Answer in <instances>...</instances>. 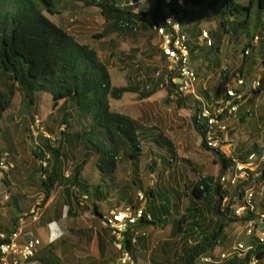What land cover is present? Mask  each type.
I'll return each instance as SVG.
<instances>
[{"label":"trees","instance_id":"16d2710c","mask_svg":"<svg viewBox=\"0 0 264 264\" xmlns=\"http://www.w3.org/2000/svg\"><path fill=\"white\" fill-rule=\"evenodd\" d=\"M70 1H80L85 7L93 6L98 9L102 23L100 30L92 34L94 40L112 35L133 37L141 30L150 29L154 22L163 19V0H154L153 7L146 11H135L131 7H123L118 4L117 0ZM60 2L61 0H0V137L3 123L12 119V114L16 110L13 101L16 95L22 102L24 112L29 119L32 118L31 109L36 104L37 93L50 95L52 105L60 115L59 123L62 128L57 134L56 141H54L55 138L52 141L41 133L38 134L33 147L32 154L38 162L33 175L38 178L37 185L42 193L35 207L41 208L54 189L62 187L60 193L65 196L66 202H69L66 214L73 217L77 212L73 204L79 209L88 210L87 207L79 206L78 195H83L82 192L90 194L95 201L104 199L103 197L107 194L100 184L92 187L82 182L81 175L90 157L95 156V166L100 177L101 174L109 176V181H113L120 159L129 160L134 169L133 174H137L136 168L143 150L140 137H144L150 130L143 129L141 123L131 116L113 111L110 100H118L126 92L136 93L139 99H147L155 93L156 89L145 90L137 84L114 86L111 82L109 68L99 57L97 51L88 44L79 42L74 35L49 18V16L60 14L58 7ZM181 12V30L190 35L192 33L186 26L196 28L204 18L215 20L216 24L215 29L210 31L212 42L209 45L199 46L198 43H191L188 40L191 59H204L209 55H217L221 51L222 37H228L230 40L243 44L241 58L244 63L248 61L254 63L253 58L258 54L264 64V33L257 30L261 19L264 18V0H205V5L202 7L203 13L197 24L192 23L195 14L188 20L186 9H182ZM252 13H256L257 22L255 31L251 33L249 26ZM197 33L195 38H198L201 31L198 35ZM126 58H129V55L120 53V62H124ZM239 74L244 75L242 70H239ZM221 77L225 78V75ZM178 78L177 72L167 71L166 74L160 75L157 84H161L165 91L163 103L165 105L174 104L175 107L181 109L188 104L191 94H182L179 90ZM261 79L263 82L264 74ZM240 91L241 89L237 90V92ZM203 95L202 100L207 103L217 100L212 98L206 90ZM221 96L227 98L226 92L224 91ZM239 102L240 100L235 101L238 104ZM200 106L201 102L195 99L192 125L202 139V146L216 155L219 169L217 175H201L196 172L198 178L195 182H191L190 185L184 182L185 191L182 194H176L174 211H178L180 201L185 196L193 203L188 214L194 217L201 211L211 218V227L197 233L192 239L193 243L190 240L182 252L170 257L167 264H196L202 256L215 257L217 248L225 239V229L230 223H244L249 219L257 220L260 214L263 215L264 222V196L258 198L259 200L255 198L253 210L247 211L240 217H237L231 209L232 206L241 203L247 186L264 184V165L256 170L259 173L258 176L248 171L247 177L234 185L221 182L222 176L228 170L234 168L237 162H246L251 153L257 154L260 160H264L261 159L264 147L253 143L245 153L240 151L237 154L238 157L231 151L220 148L221 143L215 148L209 147L205 140L207 125L200 116ZM251 114L250 111L240 110L238 125L246 124V116ZM218 119L222 120L223 116H219ZM253 129L257 130V134L262 135L261 140L264 146V130L260 131L255 126ZM52 134L54 132L48 131L49 136H53ZM154 134L155 144H158L166 153V155H160V166L163 170L170 172L172 171L170 166L176 162V150L173 144L163 137L161 131ZM218 135L222 137L221 133ZM4 149L0 145V158ZM75 153L79 154V160L74 164L70 174L65 175V163L68 157L73 158ZM138 182L141 183V180L138 179ZM143 193V197L146 198L144 215L131 229L124 232L122 247L119 251L121 255L123 252L130 254L137 249L140 236L136 235L134 241L132 239L135 232H138L142 226L164 227L168 222L167 217L173 211L171 197L163 195V200L168 203L166 206L164 203L160 206L156 203L158 199L153 187H148ZM124 198L127 205L141 206V203L132 199L129 194ZM95 201L92 202L89 211L102 218L104 213H101ZM9 202L10 200L8 204ZM164 209H166L165 214L162 213ZM25 210L27 209L20 205L17 207L18 212ZM145 213L150 214V219H146ZM188 214L183 213L180 218H175L171 226V233L174 236L180 234L187 223L186 230L189 231L191 230L190 223L197 224L195 218L185 223L184 219ZM13 219L11 227L0 228V230L6 233L15 230L18 218L14 215ZM181 236L184 237V233ZM250 238L249 243L252 249L248 250L244 257H228L219 264H251L252 261L254 264H262L264 262V240L260 241L254 236ZM109 242L111 243L110 236ZM48 253L52 255L40 256L43 264H50L51 257H54L53 251ZM33 259L34 257L29 261Z\"/></svg>","mask_w":264,"mask_h":264},{"label":"rangeland","instance_id":"374dc122","mask_svg":"<svg viewBox=\"0 0 264 264\" xmlns=\"http://www.w3.org/2000/svg\"><path fill=\"white\" fill-rule=\"evenodd\" d=\"M117 2L118 4L121 3L120 0H117ZM148 4L150 5L147 2L137 7L136 10L146 11L148 10ZM186 4L185 2L183 3L184 9L187 7ZM58 7L60 14L49 16V18L74 35L79 42L90 45L98 52L100 58L109 68L111 82L114 86L137 84L145 90L151 89L152 87H146L145 83L142 86V81L147 74H153L150 76L157 80L161 74L164 75L168 71L169 63L167 60L156 59L155 55H152L149 51L148 46L157 40L156 34L151 31V28L141 30L133 37L131 35H124L123 37L112 35L113 40L109 44L108 37L100 40L92 39V34L100 30L102 23V18L96 7H85L80 1L70 0H61ZM188 8L192 9L194 7L189 4ZM256 22V13H252L249 26L251 33L255 31ZM215 27V20L204 18L198 39H193V36L187 32L184 33L191 43L194 40L195 43H198L197 45L205 46L212 42L210 40V31L214 30ZM257 30L264 33V18L261 19ZM203 31L207 32V37H202ZM242 45L230 40L228 37H222L221 51L217 55H209L208 58L204 59L190 58L197 77L195 94L200 99H204V89L213 92V94L216 92L223 95L224 91H226L224 89L234 87L237 79L243 78L246 82V86L242 88L245 91L243 94L244 98L240 100L236 114L226 116L220 122L224 126L221 133L220 148L228 152L231 151L236 157H238L237 154L240 151L248 150L253 143L259 144L262 148L264 147L261 140L262 135L257 134V130L253 129L255 126L260 131L264 130V81L262 82L261 79L264 74V64L258 54L253 58L254 63L249 61L244 63L241 58ZM205 48L208 49L207 47ZM110 49L116 51L118 53L117 56H108ZM121 52L129 55V58H126L124 62H120L119 59ZM125 61L133 62V65L128 68L122 66ZM147 63L149 64L148 66ZM121 66L125 70H117V67L121 69ZM239 70H242L244 75L241 76ZM221 75H225L224 80H222ZM257 80H259L260 84L259 86H254L253 82ZM200 87L202 88L201 90H199ZM154 89H156L154 95L149 97L151 100L139 99L136 93L126 92L120 99L110 100V105L113 111L129 115L138 120L143 129L150 130L149 133H159L161 131L163 137L167 138L176 150V162L170 166L172 171L166 172L160 166V155H166V153L159 145L155 144V141L140 137L143 150L136 168V175L133 174L134 169L129 160L120 159L113 181H109V176L102 174L101 178L95 166L96 158L92 156L84 166L81 175L82 182L92 187L100 184L103 186L102 189L107 191L106 197L95 201L90 194L82 192L83 195H78L79 206L87 207L88 210L79 209L73 204L77 212L75 216L69 217L66 215L68 206L65 202L66 198L60 193L62 187H56L46 204L39 208L37 219L33 218V214L36 211L35 204L41 199L42 193L37 185L38 178L33 174L31 175L32 170L34 172L35 167L38 165V162L33 157L32 150L36 144L38 134L41 133L45 136L48 131H52L54 132L52 134L54 137H51L55 138L53 140L56 141L62 125L59 123L60 115L52 105L50 95L42 92L37 93L36 104L31 109V119L24 112V107L18 95L15 96L13 101L16 110L12 114V119L3 123L0 137V145L5 148L2 157H4L6 163L12 164V167L9 166L7 171H0V228L11 227L14 215L18 218V221L19 219L24 220L22 233L31 234L40 240L37 250L39 256L36 254L37 257H34L30 264H43L39 260L40 256L52 255L48 253L50 251H53L55 257L57 256V262L54 264H108V262L104 263L103 258L99 255L95 235H100L101 239L106 241L110 234L103 225L102 219L89 211L93 201L97 203L98 208L104 214L108 213L110 208L125 207L127 203H124V197H127L128 194L132 199L138 200L141 203L140 205L144 207L146 198L139 200V194H144V190H147L150 186L154 189L157 188L156 190L162 195L174 199L173 193L170 192L169 195L170 188L162 186L164 176V179H167L166 177L169 175L168 184L172 188L177 187L179 190H184V182H195L197 180L196 172L201 175H217L219 169L217 157L212 151L206 150L202 146V139L192 125L195 99L197 98L191 94L185 108L178 109L174 104L165 105L163 103L165 91L161 84L154 86ZM240 110L252 112L250 116H246L247 123L242 126L238 125ZM35 116L40 119L37 128L31 126ZM32 128H35V134L32 132ZM6 148H9V150H6ZM73 156V158L68 157L65 163V175L70 174L74 164L79 160V154L76 155L75 153ZM263 165L264 160H259L256 165L250 167L258 170ZM160 172L164 174L163 177L159 176ZM172 174L175 176V181L171 176ZM138 179L141 180V183L138 182ZM71 190L74 192L73 188ZM8 197L10 200L9 204ZM256 200L259 199L256 198ZM187 202V198L185 196L182 197L178 211H172L169 214L167 217L168 222L164 227L154 228L146 226L138 230V236L143 234L149 238L145 255L157 250L160 244L169 237V233L172 231V219H178L183 215L184 208L188 205ZM19 205L27 210L18 212L17 207ZM48 206L50 208L45 209ZM44 210L45 212H43ZM58 211L59 217L57 218ZM199 214L196 218H202L203 225L209 223L206 214L201 211ZM42 217L43 221H41ZM242 225L243 223H230L226 227L225 239L217 248V255L229 249ZM191 227L198 230L195 224H191ZM258 228H260L259 225ZM0 232L5 231L0 230ZM178 236L175 237L178 238ZM172 237L170 236V238ZM175 237L172 238V243L176 241L177 238ZM250 239L241 235L238 240L249 244ZM191 241L193 243L192 239ZM108 247L117 253V249L110 242ZM119 258L117 256V260L113 264H122ZM130 258V261L124 264H135L132 257ZM138 261L139 264H149L147 256L145 259L138 257ZM196 264L210 263L197 261Z\"/></svg>","mask_w":264,"mask_h":264},{"label":"built area","instance_id":"2783aa9c","mask_svg":"<svg viewBox=\"0 0 264 264\" xmlns=\"http://www.w3.org/2000/svg\"><path fill=\"white\" fill-rule=\"evenodd\" d=\"M119 5L123 7H131L135 11L137 7L144 5L149 2L151 6L154 5V0H120ZM184 0H163L162 15L163 19L154 22L151 25V31L154 32L159 38V48L162 55L166 58L168 65V71H175L178 73L179 90L183 95L192 94L201 102L200 116L204 119L207 125V131L205 134V140L209 147H217L220 143V136L218 133H222L224 126L220 124L222 120H219V116H229L236 114L238 110V103L236 100H241L245 91L242 89L240 92L236 91V88H243L246 86V82L243 78H239L236 81L234 87L226 89L227 98L221 96L213 104L209 105L202 99L198 98L195 94L196 86V72L191 64L190 59V48L188 46V38L181 30V10L184 9ZM207 32L203 31L202 37H207ZM259 80L254 81V86H259ZM40 119L35 116L32 127L37 128ZM32 132L35 134L34 129ZM37 134V133H36ZM36 136V135H35ZM49 139L54 138L45 135ZM261 159H264V150L261 154ZM260 160L257 154L251 153L248 156L246 162H237L235 167L228 170L221 178L223 184L234 185L236 182L244 179L251 171L254 176H258L256 169L250 166L256 165ZM9 166L12 167L11 163H6L4 157L0 158V171H7ZM264 196V184L258 186L251 185L245 188L242 195L241 203L232 206L233 213L240 217L247 211L253 210L254 199L262 198ZM86 197V196H84ZM144 199L143 194H139V200ZM33 218L37 219L39 208L35 209ZM144 207H133L132 205H126L125 207L113 208L102 216V223L108 229L111 244L117 249L121 250L122 240L124 238V232L127 229H131L133 225L138 221L139 218L144 215ZM146 219H150V214L145 213ZM263 215L256 219H249L244 222L241 229L238 231L236 238L232 241L229 249L226 252L219 253L216 257L202 256L199 261L202 263L219 264L228 257L237 256L244 257L248 250L252 249V245L239 241V237L244 235L250 238L254 236L260 241L264 240V222ZM257 221V222H256ZM24 220L19 219L17 227L9 233L0 232V264H23L29 259L33 258L40 245L38 238H31L28 240H20ZM258 225L260 228H258ZM138 232H135L133 241ZM123 255V256H122ZM120 257L122 264L130 261V257L127 252H123ZM251 264H254L252 261Z\"/></svg>","mask_w":264,"mask_h":264},{"label":"crops","instance_id":"0c3cea01","mask_svg":"<svg viewBox=\"0 0 264 264\" xmlns=\"http://www.w3.org/2000/svg\"><path fill=\"white\" fill-rule=\"evenodd\" d=\"M184 2L185 3H187L186 4V6L188 7V5L189 4H191L192 5V7H194V8H188L187 9V7H186V11L188 12V15H187V19L188 20H190L191 19V17H192V15L193 14H195V17H194V19H193V21H192V23L193 24H197L198 23V20H199V17H201L202 16V7H204V5H205V0H187V1H185L184 0ZM151 7H153V6H151V5H149L148 4V6H147V8L148 9H150ZM209 20V19H208ZM202 21L203 20H201V22H200V24L196 27V28H193L192 26H186L187 28H189L190 29V33H192L191 35L193 36V38L195 39V37L194 36H196V33H197V35L200 33V29H202L201 28V24H202ZM113 36H115V35H113ZM116 36H119V37H123L124 35H116ZM199 36L200 35H198V38H199ZM155 37H157V40L156 41H154L153 43H151V45L150 46H148L149 47V51L151 52V54L152 55H155V58L156 59H161V60H164V59H166L163 55H162V53H161V51H160V48H159V38H158V36H156L155 35ZM197 38V39H198ZM107 40H108V43L110 44L111 42H112V40H113V37L112 36H110V37H108L107 38ZM193 42H195L194 40H193ZM82 43V42H81ZM86 44V43H85ZM90 46V45H89ZM146 49H147V47H146ZM98 53V52H97ZM122 53V52H121ZM117 52L116 51H114V50H112V49H110L109 51H108V56H117ZM124 54H127V53H124ZM99 55V54H98ZM100 57V56H99ZM116 64H119V63H116ZM131 65H133V62H130V61H125V63L122 65V66H125L126 68H128L129 66H131ZM149 64L147 63V66H148ZM121 66V69H118V67H117V70H121V71H123V70H125V68L124 67H122ZM150 71V70H149ZM150 75H153V74H147V76L145 77V79L142 81V86H144V83L146 84V87H152V88H154V86H156V84H157V80H155V79H153V77H151ZM225 78H222V80H224ZM156 81V82H155ZM126 85H128V84H126ZM121 86H124V85H121ZM202 88L200 87L199 88V90H201ZM239 89H241L242 90V88H240V87H238V88H236V91L237 90H239ZM204 90H206L207 92H209L210 93V95H211V97L212 98H216V99H218L220 96H221V94L220 93H214L213 94V92H211V91H209V90H207V89H204ZM224 90H226V88L224 89ZM159 91H162V90H159ZM154 95V94H153ZM148 100H151L150 98H147ZM216 101V100H215ZM214 101V102H215ZM206 102V101H205ZM213 102V103H214ZM207 103V102H206ZM213 103H208L209 105H211V104H213ZM244 112V111H243ZM239 116V115H238ZM147 139V140H151V141H155V135L153 134V132H150L149 133V131L147 132V134L144 136V137H142V139ZM246 151V150H245ZM245 151H242V152H244L245 153ZM167 172V171H166ZM33 174V170H32V173H31V175ZM159 176H161V177H163L164 176V174H161V172L159 173ZM172 176V178H173V180L175 181V176H173V174L171 175ZM164 178H165V176H164ZM163 178V185L162 186H164V187H169L170 188V191L174 194V199H172V203H171V205H172V210L174 211L175 209H176V206H175V203L174 202H176V194L178 193V194H182V193H184L183 191H185V190H179L177 187H174V188H172V186H170L169 184H168V181L170 180V177H169V175H168V177H166L167 179H164ZM167 181V182H166ZM188 185H190V183L191 182H186ZM184 185V184H183ZM161 186V185H160ZM161 186V187H162ZM163 188V187H162ZM183 188H184V186H183ZM157 189V188H156ZM156 189H154V191L156 192V196H157V199H158V201H156V203L158 204V205H162L163 203L165 204V206H166V204L168 203L167 201H164L163 200V195L161 194V193H159ZM170 195V194H169ZM170 198V197H169ZM188 200V199H187ZM66 202V201H65ZM56 203V202H55ZM125 203V202H124ZM188 205H187V207H185L184 208V213H186V214H188V212H189V209L190 208H192L193 207V203L191 202V201H189L188 200ZM46 204V203H45ZM52 204V203H51ZM50 204V205H51ZM66 204H69V202H66ZM120 207H122V206H120ZM47 208H50V206H48V207H45V209H47ZM110 209H113V208H110ZM101 213H103V211H101ZM162 213H166V209H164V211L162 212ZM199 214V213H198ZM198 214H196L194 217H191L189 214L187 215V217L184 219L185 220V223L186 222H188V220L189 219H191V218H195V222H197V224H195V226H197V228H198V230H195V229H193L192 227H191V224H194V222H192V223H190L189 224V226H190V228H191V230L189 231V230H186V227L188 226V223L186 224V225H184V227L182 228V231H181V233L180 234H178L179 236H178V238L177 237H175L174 235H173V233H169V237L167 238V239H165L161 244H160V246L157 248V250H155V251H153V252H151V253H148V255H145V253H146V244L149 242V238L145 235H140V239H139V243H138V246H137V249L136 250H134V251H132L130 254H129V257H132V259H133V261L135 262V264H139V261H138V257H140V258H143V259H145L146 258V256H147V259H148V261H149V264H167L168 263V261L170 260V257L171 256H173L174 254H176V253H180V252H182L183 251V249H184V247H185V245L186 244H188V243H190V240L191 239H193V237L197 234V233H199L202 229H208V228H210L211 227V219L209 218V217H207V219L209 220V223H207L206 225H203V221H201V219L202 218H199V217H197L196 218V216L198 215ZM67 215V214H66ZM199 215H201V214H199ZM203 216V215H202ZM174 222H175V218L174 219H172V225L174 224ZM144 227H146V226H142L141 228H144ZM140 228V229H141ZM184 233V237H182L181 235ZM30 235V236H29ZM170 236H173L172 238H177L176 239V241L174 242V243H172L171 242V240H172V238H170ZM177 236V235H176ZM95 237H96V242H97V246H98V252H99V255H100V257H102L103 258V261H104V263L105 262H108V264H113V262H115L117 259V256L118 257H121V252H119V250H117V253L116 252H114V251H112L109 247H108V244H109V238L106 240V241H103L102 239H101V237H100V235H98V234H96L95 235ZM31 238H37V237H35V236H32L31 234H27V233H22L21 235H20V240L21 241H23V240H28V239H31ZM118 253H119V255H118ZM38 256H39V254H38V252L36 253ZM37 255L36 256H34L35 258L37 257ZM42 256H46V255H42ZM48 256V255H47ZM57 256L55 257H51V259H50V264H54V263H56L57 262ZM131 259V258H130ZM40 260V259H39ZM119 260H120V258H119ZM32 261V260H31ZM41 262V261H40ZM30 263H32V262H30L29 260L28 261H26V262H24L23 264H30Z\"/></svg>","mask_w":264,"mask_h":264}]
</instances>
